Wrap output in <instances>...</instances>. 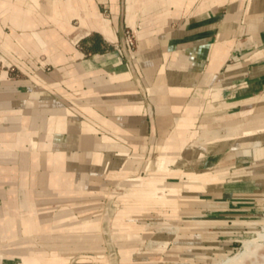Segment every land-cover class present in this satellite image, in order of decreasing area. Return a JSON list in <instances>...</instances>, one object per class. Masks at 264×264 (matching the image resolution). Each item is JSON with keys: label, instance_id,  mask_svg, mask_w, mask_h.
<instances>
[{"label": "crops", "instance_id": "crops-1", "mask_svg": "<svg viewBox=\"0 0 264 264\" xmlns=\"http://www.w3.org/2000/svg\"><path fill=\"white\" fill-rule=\"evenodd\" d=\"M124 12L119 0H0V55L37 61V94L18 93L30 95L27 110L11 109V88L0 96V120L13 123L0 125V186L15 187L17 205L5 206L7 195L0 206V264L23 251L66 264L58 251L100 245L106 216L85 205L111 180L120 259L100 264H186L187 250L244 235L230 218L264 194V0H130ZM96 38L97 52L79 49ZM153 217L175 220L179 233L162 255L143 256L139 224ZM32 221L43 226L21 227ZM85 221L98 225L76 230ZM34 229L32 245H18ZM59 235L82 239L58 244Z\"/></svg>", "mask_w": 264, "mask_h": 264}, {"label": "rangeland", "instance_id": "rangeland-1", "mask_svg": "<svg viewBox=\"0 0 264 264\" xmlns=\"http://www.w3.org/2000/svg\"><path fill=\"white\" fill-rule=\"evenodd\" d=\"M129 1L130 0H119L120 17H122V19L125 13L124 10L125 8H127V4L129 3ZM98 9L103 17L108 18L110 16L109 9L106 8L105 6L98 5ZM72 24L74 26H77L78 21L75 19L73 20ZM128 29H131V28L129 26L126 27L123 30V33L125 30H128ZM131 30L133 31V29ZM134 32L135 31H133V35H134L133 47H128L124 42L125 46L128 47V50H130L132 53H135L136 51V41H135ZM99 43H101V41L98 38H96L94 41H91L89 45L86 42H79L78 47L79 49H82V50H89L87 52H90L91 54L99 50ZM113 47H115V45H110V46L106 45L105 50L112 49ZM50 70H51L50 67L46 68V72H49ZM26 86L28 89H31L30 92L29 90H26ZM8 87L11 88L12 90L9 92L11 95L10 96L11 109L14 111H18V110L24 111L25 109L27 110L25 106V104L27 103L26 102L27 99L30 98V95L37 94V61L34 58H31L28 56L24 58H18V62L9 61L8 59L4 58L3 55H0V96L3 94L2 90H5V88H8ZM20 92H28L30 95H27L26 98H19L18 93ZM0 125L7 127V126H13V123L12 122L8 123V122L0 120ZM2 137H3V134L0 135V139ZM32 139L35 142H37V133L32 136ZM156 157H157L156 155L151 157L152 162L153 161L156 162L157 160ZM41 158L43 159V157H40L38 160V163H41V162L43 163V161H41ZM2 161L3 160L0 159V166L4 165L2 164ZM36 163H37V160H36ZM137 163H140V162H137ZM13 166H14L13 162L12 163L10 162L9 167H13ZM3 170H6V168L0 167V176H1L0 179H2L3 177L1 174V171ZM8 171L12 172V171H15V169L9 168ZM27 179L29 180V183H31L32 182L31 180L32 179L34 180L35 177L33 178L32 176ZM59 181L60 180L58 179L57 189L61 186V184L59 185ZM110 182H111V185H109L110 187L108 188V192L106 194H100V195L95 194L94 196H91L90 197L91 202L85 205L86 207H91L90 208L91 210L88 211L89 213L92 214V212L94 213L97 210H101L103 215L106 216V218H104L101 224L100 237H102L103 241L101 242L100 245L96 247L91 246L89 248H86V249H90L89 251L88 250L81 251L80 249L69 250L67 252L58 251L60 255L63 254V256H66L68 259H70L68 262H66V264H78L77 262L83 263V261L85 264H100L99 258L101 259L105 257L111 263L119 262L120 252L117 248L119 244H117V241H115V237L113 235H110V221H111V217L113 216V213H114L113 210L115 207L113 203V196H112L114 192L113 191L114 187H112L114 185V181L111 180ZM3 187H4L3 189L5 190V192L2 191V187L0 186V206L3 205L2 201L3 199H5L4 196L8 195L7 199H5L6 200L5 206H9L10 208L16 209L17 205L14 200L15 187L12 188L7 183H5ZM29 190H36V189L29 186ZM31 197H33L32 199L37 200V194L32 195ZM94 200L96 202H92ZM191 206L192 205L190 206L187 205V208ZM50 207L52 208L51 209L52 212L59 211L61 209L59 204L58 205L52 204ZM46 211L49 212L50 209ZM46 211H43V212H46ZM234 213H236L235 217L230 218V219L234 221V224L237 223L239 225H242L245 231L243 233L244 235L241 238L238 236H236V238H232L233 241L232 243L228 244L227 248L223 246H219L215 251H212V252L187 250L184 255L186 264H219L220 261L227 259V258H231L235 256L236 254L240 253L243 250V243L245 240L255 239L256 234L264 233V194L260 195L259 197H256V199L251 201L250 206L246 210V212H243L241 214L238 212H234ZM77 214L78 213H75V215ZM187 214L192 216L193 210H187ZM186 220L189 221L192 219L187 218ZM62 222H63L62 224H65V221H62ZM96 225H98L97 222L96 224L95 223L93 224V223H90L89 221H85V223L77 227L76 230L86 228L88 226L92 227ZM139 225L141 226V233H143L142 235L144 237H142L141 240L139 241L138 253L143 256L146 254H151V253H155L159 255H162L163 253H165L164 249L178 235L179 229H180L179 225L177 224V222H175V220L163 219L161 217L142 219ZM191 225H194V224L187 223V226H191ZM42 226L43 225H41L40 227ZM89 235H87L88 237L85 236L87 238L85 237L83 238L86 240H89V242H91L90 244H97L99 238L96 237L95 239H93L95 235H91V234ZM151 235H165V236H169L170 239L163 240L155 236L152 237ZM30 239L32 240L30 236H24L18 242V244L25 245V247L28 248L30 245H32L31 244L32 241H30ZM58 239L61 242L59 244H64V243H67L68 240L80 241L82 239V236L77 235V236H69L68 238H65L64 235H59ZM217 240L221 241V240H225V238L223 236L222 237L219 236ZM16 247L17 246L15 245H8V246L6 245L5 249H14ZM35 248H37V245ZM249 251H251V253L249 252V255H247L243 259V264H264V242L263 241L262 242L256 241L252 243L250 245ZM12 257L9 259L10 260L9 264H24L23 257H21L22 259L18 255H13ZM60 261H62V259H60ZM60 261L58 260L57 263H61ZM35 264H37V262Z\"/></svg>", "mask_w": 264, "mask_h": 264}, {"label": "bare ground", "instance_id": "bare-ground-1", "mask_svg": "<svg viewBox=\"0 0 264 264\" xmlns=\"http://www.w3.org/2000/svg\"><path fill=\"white\" fill-rule=\"evenodd\" d=\"M15 192V191H14ZM36 223L37 222H33L32 221V224L31 225H28L26 222H24L23 224H22V226L21 227H23V228H25V229H28V228H32L33 229V227L35 228V229H37V228H39L41 225H36ZM34 224V225H33ZM38 224H39V222H38ZM35 229L32 231V232H29L28 230H26V233L23 235V237L24 236H29V235H31V234H36L35 233ZM65 236V238H68L69 236L67 235H64ZM79 236V235H78ZM90 236V235H89ZM256 236V238L255 239H252V240H245L244 241V243H243V250L240 252V253H238V254H236L235 256H233V257H231V258H227V259H224V260H222V261H220V263L219 264H243V259L247 256V255H249V252L251 253V251H249V249H250V245L252 244V243H254V242H256V241H263L264 242V233H258V234H256L255 235ZM254 236V237H255ZM95 238V237H94ZM30 241H31V239H30ZM22 243H23V241H22ZM60 243V242H59ZM58 243V244H59ZM19 245V244H18ZM20 257H23V263L24 264H35V262H37V257L36 256H34V255H32V256H30V255H28V253L26 252V251H23V253H21L20 254ZM56 258H58L57 256H56ZM56 258H52V262H54L55 264H57V261L59 260L60 261V258H58V259H56Z\"/></svg>", "mask_w": 264, "mask_h": 264}, {"label": "built area", "instance_id": "built-area-1", "mask_svg": "<svg viewBox=\"0 0 264 264\" xmlns=\"http://www.w3.org/2000/svg\"><path fill=\"white\" fill-rule=\"evenodd\" d=\"M124 42L128 47H133L134 45V35L131 29L125 30L123 33Z\"/></svg>", "mask_w": 264, "mask_h": 264}]
</instances>
